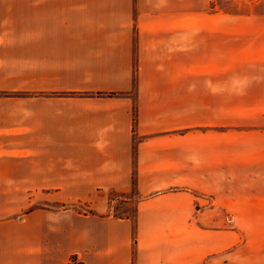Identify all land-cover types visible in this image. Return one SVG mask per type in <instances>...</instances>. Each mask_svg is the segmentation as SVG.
<instances>
[{
  "label": "crops",
  "instance_id": "0c3cea01",
  "mask_svg": "<svg viewBox=\"0 0 264 264\" xmlns=\"http://www.w3.org/2000/svg\"><path fill=\"white\" fill-rule=\"evenodd\" d=\"M76 262L264 264V22L0 0V264Z\"/></svg>",
  "mask_w": 264,
  "mask_h": 264
},
{
  "label": "rangeland",
  "instance_id": "374dc122",
  "mask_svg": "<svg viewBox=\"0 0 264 264\" xmlns=\"http://www.w3.org/2000/svg\"><path fill=\"white\" fill-rule=\"evenodd\" d=\"M214 6L220 9L222 20L259 21L264 22V0H214ZM231 15V19L229 18ZM109 205L104 210H96L87 201L59 203L52 205L54 209L74 208L83 213L113 215L134 218L136 200L132 193H117L114 191H99ZM131 197L133 199H131ZM75 264H79L76 262Z\"/></svg>",
  "mask_w": 264,
  "mask_h": 264
},
{
  "label": "trees",
  "instance_id": "16d2710c",
  "mask_svg": "<svg viewBox=\"0 0 264 264\" xmlns=\"http://www.w3.org/2000/svg\"><path fill=\"white\" fill-rule=\"evenodd\" d=\"M75 259V257L73 258V260Z\"/></svg>",
  "mask_w": 264,
  "mask_h": 264
}]
</instances>
